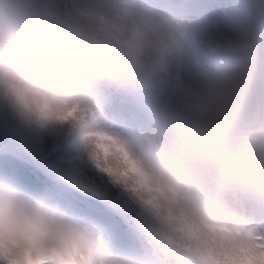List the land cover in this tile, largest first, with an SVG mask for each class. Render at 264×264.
<instances>
[{
    "label": "clouds",
    "instance_id": "9594fccd",
    "mask_svg": "<svg viewBox=\"0 0 264 264\" xmlns=\"http://www.w3.org/2000/svg\"><path fill=\"white\" fill-rule=\"evenodd\" d=\"M188 27L132 0H0V113L60 143L63 179L118 198L143 245L0 179V264H264V24L210 45L182 81ZM181 81L176 103L120 128L113 95Z\"/></svg>",
    "mask_w": 264,
    "mask_h": 264
},
{
    "label": "rangeland",
    "instance_id": "374dc122",
    "mask_svg": "<svg viewBox=\"0 0 264 264\" xmlns=\"http://www.w3.org/2000/svg\"><path fill=\"white\" fill-rule=\"evenodd\" d=\"M234 1L239 5V8H243L245 12L251 16H254L253 12L257 18L264 15V0H243L242 2L244 3L239 0ZM57 3L62 8H70V6L63 4V0H57ZM251 19L254 18L249 19L250 21H248V23L250 24H252ZM209 35L210 37H213L215 33L211 31ZM203 55H200L198 58L200 62H203ZM190 60V57L185 59L182 70V81L195 84L203 78V75L194 70H197L198 66L191 65ZM181 86L182 82L176 81L172 84L165 85L158 90L151 92L143 91V97L140 99V103L138 104L148 111L151 108L163 104L176 103L178 101L177 90ZM120 94L123 95L124 93L114 94L113 99H116ZM141 106H139L140 110L134 108L128 112L126 116H108L110 118L118 117L121 120L128 122L123 127L118 123L120 119H114V121L117 123V126L120 128L135 129L142 126V123L139 122L140 120H144L145 122L148 121L143 119L142 115H139ZM6 136L11 137L10 143L8 142V148H5L7 143ZM34 137H36L37 140H40V143L43 140L45 142L43 141L37 147L34 145ZM42 144H45V146H42ZM1 149L8 150L14 154H19L20 156L24 157L22 158L23 160H29L33 162L34 165L36 164L40 166L41 163V166L38 168L39 171H34L31 167L27 166L26 161L21 160L22 162L20 163L17 159L5 157L13 164H3L2 168L4 169L0 168V173H5V177L14 175V180L19 181L20 179L22 180L24 178L30 180V194L36 196H45L58 203L60 206L66 203H71L72 206L70 208L69 206H65L63 209L72 212L74 215L80 216L89 221L91 220L92 222L98 224L105 231V234L111 241L117 242L114 245H118V247H122L124 250L136 251L143 245V238L138 232L134 220L118 198H106L102 194L98 195L87 190H82L63 179L64 169L61 167V165L63 161L66 160L70 155V152L65 145L60 143L52 144L46 141L44 138L27 133L19 129L6 115L0 113V150ZM42 161H45L44 165ZM42 171L48 173L49 176L60 180V185L64 191L62 192V190H59L61 192L59 193L56 184L54 182H49L42 175ZM33 172L36 176V181L31 180V175ZM5 177H3V179H5ZM17 177H20V179ZM18 181H15V183L19 184L20 182ZM70 193L72 195L74 194V197L71 196ZM81 196L83 199H81ZM85 197L89 198V200H87V203L89 204L84 205L87 208L78 207L77 205H79L80 200H85Z\"/></svg>",
    "mask_w": 264,
    "mask_h": 264
},
{
    "label": "bare ground",
    "instance_id": "6f19581e",
    "mask_svg": "<svg viewBox=\"0 0 264 264\" xmlns=\"http://www.w3.org/2000/svg\"><path fill=\"white\" fill-rule=\"evenodd\" d=\"M80 2L81 0H63V4L70 7ZM132 3L150 8L160 16L180 19L188 27L192 35L196 38V46L190 50L187 57L191 58V65L198 66L197 70H194L203 76L207 71L211 70L212 55L209 50L211 43L221 37L240 34L251 25L248 23L251 18L250 15L243 8H239V5L234 0H228L227 3L219 0H198L197 5L201 10L198 17L193 16L188 19L185 17L171 16L170 14H173V7L169 0H159L158 4H152L145 0H132ZM230 3L234 4V8L237 10L236 12L229 7ZM211 31L215 33L213 37L209 35ZM200 55H203V62L198 60ZM34 140V145L37 147L44 141L40 143V140H37L36 137H34ZM42 146H45V144H42ZM46 152L48 153L47 150ZM5 176V173H0V179H3Z\"/></svg>",
    "mask_w": 264,
    "mask_h": 264
}]
</instances>
